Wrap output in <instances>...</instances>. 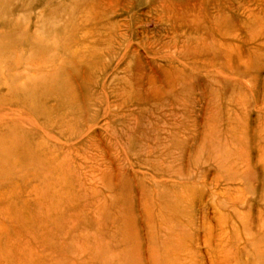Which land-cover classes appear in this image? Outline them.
<instances>
[{
	"label": "rangeland",
	"instance_id": "rangeland-1",
	"mask_svg": "<svg viewBox=\"0 0 264 264\" xmlns=\"http://www.w3.org/2000/svg\"><path fill=\"white\" fill-rule=\"evenodd\" d=\"M263 42L264 0H0V264H264Z\"/></svg>",
	"mask_w": 264,
	"mask_h": 264
},
{
	"label": "bare ground",
	"instance_id": "bare-ground-1",
	"mask_svg": "<svg viewBox=\"0 0 264 264\" xmlns=\"http://www.w3.org/2000/svg\"><path fill=\"white\" fill-rule=\"evenodd\" d=\"M210 4H212V3H210ZM208 16H209V23H211L214 27H220V25H224L225 23H226V20H228V17L226 16V15H224L222 18H220L221 20H218V19H216V17H212L211 16V14L210 13H208ZM223 31V30H222ZM262 45L264 46V42L262 43ZM205 47H208V46H204L203 48H205ZM203 51V53H205V54H211V55H214L215 54V52L212 50V52L211 51H209L208 49H204V50H202ZM126 53L124 52L123 53V56L125 55ZM130 56V54H129V52H128V54H127V56ZM239 53H237L236 54V58H239L240 59V57H239ZM215 56H217V57H219V56H225V54H224V51H217L216 52V55ZM124 57H122V55H121V58H120V60H122ZM81 62H83V61H81ZM154 63H157L156 61H154ZM152 67V69H151V72H156V73H158L159 75H160V78H161V80H162V82L168 87V88H172V89H174V88H177L178 87V85H176L177 84V82H176V80H177V78H180V77H183L184 76V73H181L180 72V70H182V69H177V68H169V69H163V68H159L157 65H154V67L153 66H151ZM205 68H209L210 69V67H213L212 65H210V64H208V63H205V66H204ZM79 68V67H78ZM221 68L223 69V64H221ZM155 69H157V70H155ZM114 71V70H113ZM210 72H213V69L212 70H210ZM113 73V72H112ZM213 74H215V75H217L218 77H220L221 75H223L222 73H221V71H219V72H214V73H211L210 75H213ZM108 75V74H107ZM111 75H114V74H111ZM113 79H115V80H117L116 79V77H114ZM152 80H153V78L151 77V76H148V81H149V84H151L152 83ZM152 86V85H151ZM150 86V87H151ZM111 89V88H110ZM154 97H157L156 96V94L154 95V94H151V96H150V98H154ZM143 98H145V96L143 97ZM146 98H149V97H146ZM141 100H143L142 98H140ZM171 136H173V135H171ZM40 137H42L41 135H40ZM43 139V138H42ZM44 145H45V142L43 143ZM53 149V148H52ZM147 150V149H146ZM62 157V156H61ZM169 179V178H168ZM238 181V180H237ZM72 188H73V186H72ZM77 190V189H76ZM79 190V189H78ZM174 190V189H173ZM64 191V190H63ZM72 191V190H71ZM68 192V191H67ZM93 194H94V192H93ZM75 195V194H74ZM91 195V194H90ZM61 197V196H60ZM91 197V196H90ZM180 197H183V196H180ZM165 198V197H164ZM62 199V198H61ZM107 199V198H106ZM97 200H98V198H97ZM58 202V201H57ZM93 202V201H92ZM100 202V201H99ZM98 202V203H99ZM177 202V201H176ZM176 202H174L173 204H172V202H171V205H175L176 204ZM179 202V201H178ZM62 203V202H61ZM75 203V202H74ZM96 203V202H95ZM97 204V203H96ZM107 204V203H106ZM94 206H96V205H94ZM117 209V208H116ZM159 209V208H158ZM156 214H157V212H156ZM161 217V216H160ZM115 218V217H114ZM163 218V217H162ZM168 218L173 222V224L171 225L170 224V231L171 232H176L177 231V227H178V224L179 223H181V220H179V216H178V214H177V210L176 211H171L169 214H168ZM160 219V218H159ZM164 219V218H163ZM171 222V223H172ZM175 223V224H174ZM161 225V224H160ZM166 228V227H165ZM168 229V228H167ZM116 231V230H115ZM181 231V230H180ZM161 233H163V232H161ZM183 235V234H182ZM165 236H166V234H165ZM175 237V236H174ZM174 237H171V239H169V241L167 240L166 242H164V243H167V242H170L171 244H172V246H173V244H177V240L178 239H172V238H174ZM163 238H165V237H163ZM176 238V237H175ZM166 240V239H165ZM179 243V242H178ZM171 244H170V246H171ZM178 247V246H177ZM175 248V247H174ZM127 249V248H126ZM165 249V248H164ZM167 249V248H166ZM168 249H169V247H168ZM167 249V250H168ZM221 251H222V253H223V255H221L222 257L221 258H215V259H213V261L211 260V263L210 264H215V263H221V260H223L226 264L227 263H229L228 262V260H229V258H231V257H229V256H231L230 254L228 255V253L226 252V250H225V245H223L222 247H221ZM175 250V249H174ZM172 251L171 253H169V254H167V251H165L162 255H165V258H164V260H163V264H176L178 261H179V259H182V255H180L179 253L181 252V250L179 251H177V253L175 252V251ZM183 250V249H182ZM174 252L176 253L175 254V256H174ZM20 253V252H19ZM152 254V253H151ZM178 255H179V259H178ZM183 255H185V253L183 254ZM233 255H235V254H233ZM238 255V254H237ZM237 255H235V256H237ZM1 256V255H0ZM172 256H174V258L173 259H170L169 260V258H171ZM229 257V258H228ZM234 257V256H233ZM19 258V256L17 257V259ZM175 258H177V260L176 261H173ZM183 258H184V256H183ZM212 258V257H211ZM232 259V262H233V260H235V258L233 259V258H231ZM28 260V259H27ZM185 260L186 259H183V261H182V263H177V264H185ZM21 261V260H20ZM31 261V260H30ZM29 261V262H30ZM230 261V260H229ZM23 262V261H22ZM32 262H30V264H31ZM130 263V262H129ZM224 263V264H225ZM231 263V262H230ZM233 263H235V262H233ZM26 264V263H25ZM232 264V263H231Z\"/></svg>",
	"mask_w": 264,
	"mask_h": 264
}]
</instances>
